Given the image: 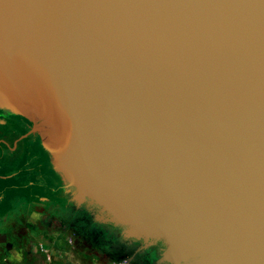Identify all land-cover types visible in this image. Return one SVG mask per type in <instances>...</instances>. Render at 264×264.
Segmentation results:
<instances>
[{
	"label": "water",
	"instance_id": "95a60500",
	"mask_svg": "<svg viewBox=\"0 0 264 264\" xmlns=\"http://www.w3.org/2000/svg\"><path fill=\"white\" fill-rule=\"evenodd\" d=\"M0 109L160 263L264 264V0H0Z\"/></svg>",
	"mask_w": 264,
	"mask_h": 264
},
{
	"label": "flooded vegetation",
	"instance_id": "af4514ba",
	"mask_svg": "<svg viewBox=\"0 0 264 264\" xmlns=\"http://www.w3.org/2000/svg\"><path fill=\"white\" fill-rule=\"evenodd\" d=\"M38 126L32 118L0 109V146L11 145V148L15 147L14 152L22 151L26 157L36 153L39 155L36 162H40L43 167L39 183L14 186L11 191L31 196L36 185L43 191L52 189L54 200L36 204L41 216L50 215L59 226L72 231L78 239L90 244L92 249L107 259L126 260L129 264H162L159 262L165 247L162 242L148 243L124 238L120 228L96 224L84 210L68 203V195L53 173L49 155L42 146V134Z\"/></svg>",
	"mask_w": 264,
	"mask_h": 264
},
{
	"label": "crops",
	"instance_id": "0c3cea01",
	"mask_svg": "<svg viewBox=\"0 0 264 264\" xmlns=\"http://www.w3.org/2000/svg\"><path fill=\"white\" fill-rule=\"evenodd\" d=\"M9 147L12 146H0V264L5 258L19 251L23 243L22 237L33 236V233L37 236L39 232L51 234L58 225L48 214L40 215L39 219L34 217V214L40 212L36 204L54 200L52 189L43 191L36 185L31 196L11 191L14 186L18 187L30 182L34 185L39 183L41 181L39 175L43 167L40 162H36L39 159L36 153L26 157L22 151L14 152L15 147L11 149ZM16 202H19V207H14ZM25 241L28 243L27 239ZM61 242L62 239L57 241V244ZM63 246L62 252H64ZM29 264H43V262L41 259H36L31 260Z\"/></svg>",
	"mask_w": 264,
	"mask_h": 264
},
{
	"label": "rangeland",
	"instance_id": "374dc122",
	"mask_svg": "<svg viewBox=\"0 0 264 264\" xmlns=\"http://www.w3.org/2000/svg\"><path fill=\"white\" fill-rule=\"evenodd\" d=\"M25 239L28 243H25ZM61 239L63 242L57 244ZM21 240L23 243L18 253L21 254L22 259L17 261L5 258L2 264H29L31 260L36 259H41L43 264H129L126 260L107 259L97 250L92 249L90 244L78 239L72 231L65 230L59 225L51 234L39 232L37 236L34 234L30 237H22ZM62 246L64 252L61 251Z\"/></svg>",
	"mask_w": 264,
	"mask_h": 264
},
{
	"label": "clouds",
	"instance_id": "9594fccd",
	"mask_svg": "<svg viewBox=\"0 0 264 264\" xmlns=\"http://www.w3.org/2000/svg\"><path fill=\"white\" fill-rule=\"evenodd\" d=\"M68 186H69V187H72V188H75V186L72 185V184H69ZM14 207H19V202H16V203L14 204ZM39 216H40V214H38V213L34 214V217H35L36 219H39ZM12 218H13V217H12V213H10V219H12ZM33 235H34V233H33ZM9 259H15V260L19 261V260L22 259V256H21L20 253H16L14 256H10Z\"/></svg>",
	"mask_w": 264,
	"mask_h": 264
}]
</instances>
